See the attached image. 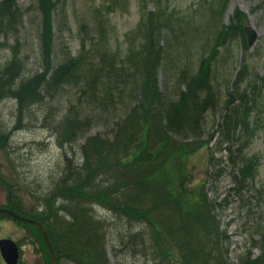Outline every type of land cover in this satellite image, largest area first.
<instances>
[{"label":"trees","instance_id":"1","mask_svg":"<svg viewBox=\"0 0 264 264\" xmlns=\"http://www.w3.org/2000/svg\"><path fill=\"white\" fill-rule=\"evenodd\" d=\"M16 6L17 0L0 2V36L1 31L6 38L16 34L22 24ZM55 6L56 0H39L34 21L41 62L48 65L58 48L59 65L49 78L43 71L30 75L15 96L23 109L29 110L31 104L43 100L42 92L60 95L59 89L68 88L71 93L65 113L46 107L47 118L55 117L54 135L65 150V161L47 195H34L39 204L44 203L39 219L49 233L59 264H111L108 235L116 221L137 228L121 237L135 247L139 241L146 242L147 226L152 248L162 257L173 249L178 254L179 260L172 264H235L229 258V239L213 213L217 204L209 200L206 182L188 189L187 177L178 176L173 185L166 168L175 156L190 155L201 147L198 144L207 134L209 117L220 111L218 128H212L207 144L213 138L212 132H218L215 147L226 144L230 174L234 185H238L232 190L238 193L246 189L257 170V162L247 150L258 123L257 119L252 125L253 111L258 106L254 92L261 96L264 78L259 77L261 85L250 82L242 91H225L213 71L220 56V45L216 44L198 63L165 65L167 88L163 91L158 80L164 64L163 50L153 36L156 31L152 25L145 31L144 42L136 43L141 47L131 57L130 65L115 64V58L108 60L103 41L91 44L96 49L88 47L86 56L82 52L72 56L67 45L56 43L52 36ZM10 48L15 60L6 71L14 68L20 53L19 43ZM85 48L83 36V52ZM248 69L245 57L236 85L243 82ZM5 80L0 78V86ZM58 113L61 117L57 120ZM96 124L104 126L105 131L88 135ZM81 138L84 141L78 143ZM239 141L244 144L237 153L232 148ZM74 145L79 155L73 158L69 153L76 154ZM69 147L70 152L66 150ZM208 152V164L216 167L214 153ZM98 207L108 213H100ZM254 244L259 253L249 250L236 264H264V230Z\"/></svg>","mask_w":264,"mask_h":264},{"label":"rangeland","instance_id":"2","mask_svg":"<svg viewBox=\"0 0 264 264\" xmlns=\"http://www.w3.org/2000/svg\"><path fill=\"white\" fill-rule=\"evenodd\" d=\"M16 7L22 24L16 34H10L8 38L1 31L0 44L3 45L0 48V78L10 79L8 77L14 74L15 77L21 75L20 78L25 79L42 71L49 78L59 65L61 51L57 48L52 53L48 65L41 62L34 21L39 0H17ZM240 12L243 15L238 16ZM52 19V36L55 42L67 45L72 56L81 52L86 56L88 47L96 49L91 44L103 41L101 46L109 52L108 60L115 58V64L124 65L132 64L131 57L141 47L136 43L144 42L145 31L148 25H152L156 31L153 36L163 50L164 64L158 73L163 91L167 88L165 65L177 67L191 61L198 63L199 58L207 55L216 44L220 45V56L213 64V71L225 91L232 88L242 91L250 82L259 84V77L264 76L263 0H56ZM250 24L254 25L259 36L253 48L246 52L243 48L245 43L242 31L244 26ZM57 33L60 39H57ZM83 36L86 44L84 52ZM13 43L15 46L19 43L17 50L20 53L16 56L18 62H13L14 68L6 71L12 64L11 61L15 60L10 48ZM245 57L248 58L249 69L243 82L236 85L234 81ZM20 66L22 70H17ZM42 66L44 69H41ZM48 69V72H44ZM247 76L249 81L245 80ZM174 80L173 77L171 82ZM67 90L68 88L59 89L62 92L60 95L51 96L42 92L43 100L35 105L31 104L29 110H24L19 100L17 104L11 97L0 99V142L8 140L11 147L15 148L13 151L5 147L9 150L7 154L0 147V180L12 182L23 201L26 196H32V190L47 195L65 161V150L58 145L57 136L54 135L55 117L47 118L46 107L53 112L58 109L65 113L71 99V93ZM254 95L258 106L253 111L252 125H256L259 116L260 120L250 139L247 153L257 162V170L246 189L238 193L232 190L233 186L238 185H234L230 174L226 144L215 147L219 142L218 132H212L213 138L207 144L212 128H218L220 111L209 117L207 134L203 136V142L198 144L201 147L190 155L175 156L166 168L169 182L173 185L178 176L187 177L188 189H195L206 182L209 200L217 204L213 206V213L221 221L222 229L229 239V258L235 264L249 250L259 253V247L254 243L260 239L261 231L264 230V92L260 96L256 91ZM13 112H16L14 116ZM60 117L58 113L57 120ZM104 131V126L96 124L88 135ZM83 141L84 138H81L78 143ZM243 144L239 141L232 150L238 153ZM72 149L76 154L70 152V147L66 150L74 158L79 155L77 145ZM211 150L216 167L208 164V151ZM207 171L210 174L207 175ZM22 181L29 185L30 194L25 191ZM3 199L4 193H0V201ZM26 208L31 209L33 206L31 203L28 206L26 204ZM97 210L103 214L108 213L101 207ZM11 224L13 223L5 222L2 225L0 237L9 235L22 239L30 234L34 240H42L35 227L24 225L18 228ZM128 228L127 224L123 225L119 221L112 225L107 244L111 264H172L179 260L174 249L170 255L162 257L152 248L147 226L144 244L139 241V245L135 247L127 239L124 242L121 239L123 234L129 235L137 229ZM168 245L166 242V246ZM23 249L21 264H47L49 258L45 251L38 252L33 246Z\"/></svg>","mask_w":264,"mask_h":264},{"label":"flooded vegetation","instance_id":"3","mask_svg":"<svg viewBox=\"0 0 264 264\" xmlns=\"http://www.w3.org/2000/svg\"><path fill=\"white\" fill-rule=\"evenodd\" d=\"M15 113L16 112H13V116L15 115ZM11 146L12 145L9 143L8 140H7V142H3V143L0 142V147L4 148L3 150H5V152L7 154H8V151H9L8 149H10V148L13 151H15V148L11 147ZM5 147H7L8 149H6ZM0 158H2L1 155H0ZM0 182H1V180H0ZM3 193H4V199L2 201H0V209L1 208H10V209L14 210L19 215H26V216H28L30 218H32L34 216V211H36V207H33L31 209H27V208H25V206L23 205V203L20 200H18L16 198H13L9 194L8 191L5 192L3 190ZM28 210H30V211H28ZM5 222H11V223H13V226L18 227V228H21V227H24V225H27L26 223H24L23 221L18 220L17 218H15L12 215L0 213V231H1L2 225ZM1 238H12L13 240L17 241L19 244L26 243L28 246H33V247L37 246V244H38V240L37 239L34 240L33 236H31L30 234H29V236H26V237H24L22 239L21 238L15 239V238H13V237H11L9 235L2 236V237H0V239ZM0 264H5L3 259H2V257H1V255H0Z\"/></svg>","mask_w":264,"mask_h":264},{"label":"water","instance_id":"4","mask_svg":"<svg viewBox=\"0 0 264 264\" xmlns=\"http://www.w3.org/2000/svg\"><path fill=\"white\" fill-rule=\"evenodd\" d=\"M245 35H246V40H247V46L251 48L257 40L258 33L253 26H249V27L245 28ZM1 211H6L7 213L13 214L14 216L18 217L21 220L30 221L24 217L17 216L11 210H1ZM31 222H33L35 225H37L40 228V230L43 233V235L46 239V242L48 244V248H49L51 258H52V262H53V264H58L55 253H54L53 248L49 242V239L47 238V235H46L44 229L42 228V226L37 221H31ZM0 248H1L2 255H3L4 259L6 260L7 264H17L18 263L19 250H18L17 245L12 240H10V239L1 240L0 241Z\"/></svg>","mask_w":264,"mask_h":264}]
</instances>
